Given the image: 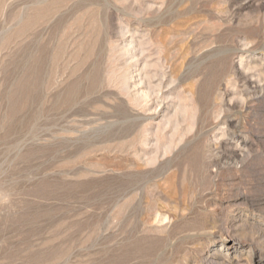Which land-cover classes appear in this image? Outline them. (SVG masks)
<instances>
[{
	"label": "rangeland",
	"instance_id": "rangeland-1",
	"mask_svg": "<svg viewBox=\"0 0 264 264\" xmlns=\"http://www.w3.org/2000/svg\"><path fill=\"white\" fill-rule=\"evenodd\" d=\"M0 264H264V0H0Z\"/></svg>",
	"mask_w": 264,
	"mask_h": 264
}]
</instances>
